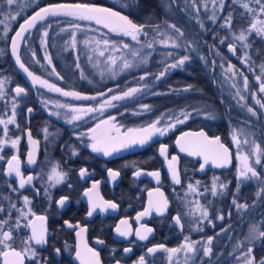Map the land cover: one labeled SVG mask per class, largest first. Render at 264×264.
Segmentation results:
<instances>
[{
	"label": "flooded vegetation",
	"instance_id": "1",
	"mask_svg": "<svg viewBox=\"0 0 264 264\" xmlns=\"http://www.w3.org/2000/svg\"><path fill=\"white\" fill-rule=\"evenodd\" d=\"M112 1L124 7H126L125 4L128 5L127 7L137 5L133 3V0ZM159 1L164 5L163 0H154V8H160ZM167 1L172 10L176 11L177 17L173 14L166 26L169 29V25H175L184 35L189 31L186 35H192L187 38L195 40V43L191 44L197 50H190L188 47L181 48L182 50L171 47L154 49V34L148 33L152 39L145 40L142 36L141 42L153 43L148 54L151 65L140 71L141 73L138 71L141 75L137 81L133 82L135 79H129L130 82L126 81L122 85L108 84L93 87L85 83L84 78H80L81 74L92 75V73L85 72V69L83 73L79 71L81 69L77 67L79 63L77 56H74L75 63L72 64L74 84L62 82V66L49 64L48 59H45L46 66H41L33 54L31 58L37 65L31 69L23 61L21 47L35 28L25 36L20 45V58L25 67L35 75L46 78L64 91H76L86 96L96 97L116 87L114 92L95 100H75L68 97L67 101H64L59 93L50 92L45 88H35L27 74L15 66L10 53V45L7 53L0 47V80H5L7 83L11 81L9 96L0 102V118L7 119L11 116L14 98L16 103V124L8 125L7 137L3 134V125H0V139L6 141L3 150L0 151V156L3 157L0 159V208L4 209L0 212V220L7 219L9 226L13 227L14 246L19 250L24 247L21 241L30 235L28 228L21 227L15 230V222L20 217L18 209L27 210L24 197H28L31 202L28 207L36 215L47 217V243L45 245L33 244L41 264H80V261L75 258L76 246L79 243L76 236L78 230L68 228L64 221L72 224L78 223L81 227L87 228V231L83 233L84 241L88 247L99 253L101 264H137L141 256L145 257L147 264H166L165 258L168 257L166 255L173 257L175 254L163 250L149 254L147 249L156 245L176 248L184 243L185 237L197 245L202 241L206 242L209 237L213 238L212 256L209 260L200 257L202 254L200 251L203 250L202 244L198 252L192 255L196 264H233L236 263L238 248L241 250L248 247L253 248L254 257L256 250L263 248L261 257H255L257 264L260 259L264 258V239L252 241L246 239L245 236H249L250 226L253 224L261 226V230H264V223H262L264 222V162L257 170L259 179H252L248 185L234 193L239 182L235 170L240 166V162L237 159L235 143L232 139L233 132L235 135H249L258 143L262 142L264 147V108L256 103L257 99L264 103V93L259 92V83L256 80L257 76H261L264 80V75H261V66L264 65V36L257 35L253 31L245 41L247 47L244 44H232L233 36H238L242 30L248 29L252 19L240 6L239 0L236 2L226 0L222 14L216 22L211 19L208 8L199 9L201 16L193 18L191 12H185L182 9V1ZM187 1L184 0V2ZM4 3V0H0V21H4V16L9 12L7 4L4 6ZM251 6L258 7L255 4ZM12 11H14V5ZM32 13L24 16L28 17ZM229 15L232 18L230 29L222 27L224 19ZM25 17L21 16L18 19L16 27V23L11 20L0 23V42L7 40L11 34L9 38L11 43ZM179 21L182 26L179 25ZM5 24L11 27L6 35ZM103 33L106 36L110 35L105 31ZM156 35L159 34L156 33ZM84 36L91 35H76L75 37L79 39ZM221 40H224V43H220ZM230 44L235 46V54L229 51ZM241 45L247 53H242ZM183 50L189 51L186 55L188 60L183 65L164 71V65L176 63L184 57L186 53L184 54ZM168 53H171V56ZM246 54L248 55L244 56ZM5 57L7 60H4ZM240 57L243 60H239ZM217 58L221 59L220 62L226 61L234 65L239 73H243L241 76L235 73V76L241 77L240 80H243L244 76L248 78V90L244 89L242 81L235 84L236 81L230 77L229 73L221 70ZM53 67L55 73H52ZM13 71L17 73L14 74ZM161 72H164L163 76H160ZM141 76H145V79H141ZM17 86L24 88L27 95L21 94L17 97L14 91ZM136 86L140 89L135 94L136 98L113 101L114 106L105 107L103 112L90 113L79 121L68 123L61 121L58 115L50 114L53 113L52 110L59 111L56 106L58 102L68 107L99 109L112 95H120ZM253 93H255V99ZM202 104L206 106L212 104L209 110L211 113L201 110L199 105L202 106ZM144 105H148V109H145ZM249 107L257 113L256 116L248 112ZM29 108L32 109L31 112H28ZM64 109L69 111L68 108ZM180 112L187 116L186 119L183 118V123L174 120L175 117L180 116ZM163 114L171 122L166 126L168 131L163 136L154 135L143 145L133 144L120 148L107 157L102 153L92 152L88 147L91 143L88 138L91 135V129L105 119L114 116L115 120L112 123L119 129V135L123 136L130 129L147 127ZM172 124H175V127H169ZM158 127L164 126L158 125ZM29 131L32 139L38 141L36 145L29 143ZM199 131L205 132L210 138L219 137L221 142L229 148L231 163L228 166L215 168L209 164L204 171H200L203 159L199 156H189L179 150L176 144L179 137L186 132ZM111 135L115 137L117 133L113 131ZM16 138L20 143L14 149L10 146V140ZM162 145L167 147L168 160H171L173 156L178 158L176 167L181 180L180 184L173 182L168 169V160L160 155ZM33 150L35 163L29 164L28 153ZM13 155L18 156L20 160V171L23 176L33 177L31 184L23 189L19 188V178L14 173L7 174V160ZM54 167L58 172L66 173L63 183L54 184L49 180ZM82 168L87 169V175L83 178L79 174ZM108 169L119 171L120 176L113 181L108 175ZM137 171L141 172L138 177L135 175ZM150 172L160 173L159 182L148 175ZM214 178L220 183H229L226 192L220 194L226 197L221 205L218 204V209L214 210V214L211 212L209 216L211 222L204 223L203 232L197 233L196 228L201 223L196 224L195 220L188 218L190 207L184 200L186 190L189 184L199 183L201 191L204 192L210 188ZM94 183H98L99 196L105 201L116 203L118 207L105 212L97 209L89 217L87 215L88 198L84 196V192L91 189ZM156 189H159L168 201L167 209L163 214H154L153 210L137 222V214L148 207V193L153 192V199H155ZM63 196L68 197V201L63 208H60L56 202ZM217 196L203 195L202 207L211 210L210 204ZM233 199L238 203L247 204L248 208L238 210L233 204ZM12 205L16 207L13 208ZM177 215L181 218L182 228L175 222L174 218ZM221 216L223 219L219 218ZM125 219L133 229V234L127 238L119 236L115 231L120 221ZM24 223L26 221L21 219V224ZM141 224L153 229L149 238L144 241L139 240L134 234ZM223 235L224 243L218 247ZM98 240L103 243H97ZM56 248L60 249L59 255L55 252ZM125 248H131V251L126 253ZM184 255L180 254L175 260ZM188 255L191 254L188 253ZM0 264H2V258H0ZM25 264H35V261L26 260Z\"/></svg>",
	"mask_w": 264,
	"mask_h": 264
},
{
	"label": "snow or ice",
	"instance_id": "2",
	"mask_svg": "<svg viewBox=\"0 0 264 264\" xmlns=\"http://www.w3.org/2000/svg\"><path fill=\"white\" fill-rule=\"evenodd\" d=\"M9 8V12L4 16V21H16L18 17L21 16V12L16 11L13 14L12 8L13 5H18V0H4ZM236 2V0H234ZM216 0H213V4L215 5ZM240 6L251 16L250 27L248 29L242 30L238 36H235V39L244 42L248 39V35H250L253 31L260 36H264V0H239ZM255 4L258 7H252L251 5ZM220 7L223 8V0H220ZM199 11V9H197ZM49 17H67L71 18L74 21H89L94 22L96 25H100L104 28H107L109 32L115 33L117 35L130 37L132 41H135L137 44L141 43V37H147L148 33L145 31V25L133 23L128 17L121 15L120 13L113 11L106 7H99L90 4L83 3H58L51 4L46 7L39 8L38 11H35L33 15L30 17L24 18V23L19 25V30L15 32V36L12 38V54L16 58V63L19 65L21 69L27 74V76L32 81L33 86L39 85L41 88H45L50 92L59 93L64 97H71L75 100H95V96H86L82 95L76 91H64L61 88L57 87L54 83H50L46 79H42L40 76L35 75L33 72L29 71L25 64L21 62L20 56L18 54V46L21 40L25 38V35L30 32L31 29L35 28L36 25L40 22L46 21ZM211 19L215 22L216 15L213 12ZM4 21H0L3 23ZM232 18L231 15L224 19V24L222 27H228L229 29L232 26ZM73 28L79 29L81 27L80 24H73ZM169 27L175 29L177 33L183 36V33L179 28H176L175 25H169ZM155 29L158 34L167 36L166 33L160 32V26L156 25ZM10 31V27L8 24L4 26L5 35ZM43 35L46 37L48 35L47 31L43 32ZM73 39V47H75V33L72 34ZM169 40H172L171 36H168L167 39L162 40L161 43L165 46H168ZM43 43V41H42ZM87 43V41L85 42ZM103 43L104 50L99 51L100 56L105 55V51L111 48L115 52H120L121 47L123 49H130V45L128 43H123L121 46H117L115 43H111L109 40H97L96 44L100 45ZM220 43H224V40H221ZM148 48L153 47V43H148L146 45ZM171 47H177L175 40H172ZM247 47V45H245ZM229 51L235 54L236 49L235 46L230 44L228 46ZM139 51H132L131 55L133 57L138 56ZM171 56V53H168ZM45 59H48L49 64H51V60L46 56ZM108 62L115 67L117 64V60L121 59L123 62L120 65L121 71L125 69H130L134 67L133 63L128 59L123 57L109 56ZM188 60L187 56L179 59L176 63L170 64L167 67L176 68L180 65H183L185 61ZM246 62V61H242ZM140 63H147V58L142 57ZM235 69L234 65L229 64L227 71L233 72ZM167 68L165 69V71ZM52 73H55V68H52ZM115 74V73H114ZM235 74V73H234ZM57 76L59 74H56ZM164 72L160 73V76H163ZM243 75V73H240ZM261 75H264V65L261 66ZM141 79H145V76H141ZM159 77H157L158 79ZM257 82L259 83V92L264 93V80L261 79V76L256 77ZM244 89L248 90L249 81L246 76L243 77ZM4 81L0 80V99L4 98L3 92ZM235 87V85H233ZM16 96L19 97L21 94L27 95V92L24 88L17 86L14 89ZM112 91V89H109ZM139 88H129L127 91H124L120 95H112L108 100L104 102L100 106L99 109L94 107H68L65 104H57L56 106L59 108H68V110L73 113L70 119L67 120L68 123H72L74 121L81 120L84 116L100 111L103 112L105 107H112L113 101H120L126 98H131L139 92ZM101 96L106 95V93H100ZM239 95V92H237ZM255 99V93L252 94ZM241 99L243 97L241 96ZM256 103L260 105L261 108H264V103H261L259 99L256 100ZM145 109H148V105L143 106ZM248 112L251 113L252 116H256L257 113L249 107ZM32 109L29 108L28 112H31ZM52 115H59L58 113H50ZM184 116V119L187 116L184 113H181ZM178 123H183L184 120L179 117L176 118ZM115 120V117H110L98 123L95 128L91 129V135L88 137L91 143L88 145L91 151L94 153H102L104 156H110L113 152L118 151L120 148H125L133 144H145L148 140H150L154 135L159 134L161 136L165 135L168 131V127H158L160 124V120L157 119L155 122L149 124L147 127L140 129H130L125 135H119V129L115 127L112 121ZM16 124V103L15 98L13 99V107L11 116L7 119L0 118V125H3V134L5 137L8 135V125ZM18 126V125H17ZM169 127H175V124L170 125ZM45 131H47L45 129ZM115 131L117 136H112L111 133ZM29 143L31 145H36L38 141H35L31 137V132L28 133ZM233 142L237 145L238 155L237 159L240 161V167L238 169V179H250L257 178L259 179V174L252 163H250V155H245L240 152L241 143L239 139L236 137L235 132H233L232 136ZM6 141L0 139V151L3 150V146ZM20 143L19 139H11L10 146L12 148H17ZM245 144L249 142L247 140L244 141ZM177 146L180 148L181 152L186 153L189 156H200L203 158V163L200 164V171H204L205 167L211 164L215 168H223L228 166L231 163V153L229 148L226 147L220 140L219 137L210 138L206 135L205 132H186L181 137L176 140ZM167 147L162 145L160 148V155L164 156L166 160H168L167 155ZM76 154L75 152L73 153ZM251 155H255V164H261V158L264 157V149L261 148V145L256 144L255 141L252 142L251 145ZM0 159H3L0 156ZM177 157L173 156L171 160H168V169L171 173L172 180L175 184H180V176L178 169L176 167ZM28 163H35L34 150L29 151L28 153ZM15 174L16 177L19 178V188L23 189L26 185L31 184L33 177L27 176L24 177L20 171V160L18 156L13 155L9 160H7V174L12 175ZM80 176L83 178L87 175V169L82 168L80 170ZM250 174V175H249ZM108 175L111 177L113 181L116 180L117 177L120 176L119 171H114L112 169H108ZM135 175L138 177L141 175L140 171H137ZM148 175L154 177L157 182H159L160 173L159 172H150ZM66 173L58 172L54 167L52 169V174L49 176V180L53 181L54 184L63 183L65 179ZM71 187V185H69ZM221 189L226 187V185L221 184ZM189 192H197V188L193 185H188ZM15 191V189H14ZM212 195H217L216 191V178L213 180V186L211 189ZM149 201L148 207L137 214L136 220L139 222L142 217L149 215L153 210L157 214H163L168 207V201L163 197V193L160 192L159 189H156L155 196L153 199L154 193L149 192ZM84 196L88 198V212L87 215L91 217L94 212L99 209L101 212H105L108 209L115 210L118 206L116 203L111 201H105L102 197L99 196L98 193V183H94L91 189H88L84 192ZM68 201V197H61L56 203L60 208H63ZM30 200L28 197H24V205L27 210L18 209L20 213V217L15 222V230H19L21 227L30 229V235L22 240L23 248L17 249L14 246V236H13V227L9 226V221L7 219L0 220V258H2V264H25L26 260L35 261V264H41L40 260L37 258L36 250L33 247L34 245H45L47 243V217L44 215H36L30 207ZM233 204L236 206L238 210H246L248 208L247 204L238 203L235 199H233ZM15 208V205H12ZM4 209L0 208V212H3ZM199 212L200 215L204 218H208V210L206 208H201L197 205L195 210ZM11 214L9 213V216ZM29 217H32L29 219ZM223 219V217H219ZM21 219L26 221V223L21 224ZM175 222L177 225H181V218L177 215L175 218ZM202 222V221H201ZM65 225L71 229H77L76 236L78 237L79 243L77 244V250L75 254V258L80 261V264H101L99 253L95 251L93 248L88 247L87 243L84 241L83 233L87 231L86 227H81L80 224H72L69 221H64ZM264 223V222H262ZM121 225L123 227H121ZM183 226L181 225V228ZM202 230V229H200ZM116 233L121 237H129L133 234V229L129 224L128 220H121L120 225H118L115 229ZM153 229L141 224L140 228L135 230V235L139 240H147L149 238V234H151ZM212 237L207 239V247H204L203 251L205 255H209L212 251ZM246 239L255 241L257 239H264V230H261V226L253 224L250 226L249 236ZM97 243H103V241H97ZM163 250L170 254H177L181 251L185 252V256L187 259L188 253H195L196 247L195 243L191 242L188 237H185L184 243L176 248H166L163 245H156L147 249L149 254H154L157 251ZM124 251L130 252L131 248H125ZM55 252L57 255L60 254V249L56 248ZM253 248L248 247L243 255V264H257L256 258L252 255ZM137 264H147L144 256H141L137 261ZM258 264H264V258L260 259Z\"/></svg>",
	"mask_w": 264,
	"mask_h": 264
},
{
	"label": "rangeland",
	"instance_id": "3",
	"mask_svg": "<svg viewBox=\"0 0 264 264\" xmlns=\"http://www.w3.org/2000/svg\"><path fill=\"white\" fill-rule=\"evenodd\" d=\"M39 0H18V5H14V11H13V14H15L16 11H19L21 12V16L22 17H25L26 16V12L31 9L32 7H34L36 5V3L38 2ZM111 1L112 3H114L112 0H109ZM148 0H146L147 2ZM182 1V9L185 11V12H191L192 13V17L193 18H198L199 16H201V12L200 10L203 9L205 10L206 8L210 9L208 10L209 13L211 14L210 16H212L213 12H215V15H216V20L215 22L219 19V17L221 16L222 14V11L223 9L220 7V0H216V3L215 5L213 4V0H200V1H192L191 0H188L187 2H184V0H180ZM226 0H223V5L225 3ZM164 2V5L163 3H160V7H165L167 9V12L168 13H171L172 16H173V10H172V7L169 6V2L167 0H163ZM133 3L137 4V6L139 7L140 5L144 7L145 4L144 1L142 0H133ZM4 6H6V3L3 4ZM125 6L127 7L128 5L125 4ZM197 9H200L199 11H197ZM25 15V16H24ZM185 15H187L185 13ZM20 16V17H21ZM188 16V15H187ZM210 16H209V19H210ZM18 17L16 21H14L15 23H17L18 19L20 18ZM13 22V21H11ZM214 22V21H213ZM178 23H180L179 25L182 26L181 24V21H179ZM202 25V24H201ZM11 28V27H10ZM184 28V27H183ZM185 29V28H184ZM75 31V34H78V33H81V32H86L87 35H91V36H88V37H83V41H82V44H81V49H82V55L81 57H79V63L77 64V67L81 73H83V70L85 72H91L92 75H85V74H81L80 78H84V81L85 83L89 84L90 86H93V87H98V86H103V85H114V84H117V82H119L121 79H125L124 82H130L129 81V77L131 73H136V72H140L142 71L143 69L147 68L149 65H151V62L149 60V50L150 48H148L146 45L150 42H141L139 44H137L135 41H132L130 37H125V36H121V35H117L115 33H110V35L106 36V35H103V31L101 30H98L92 26L90 27H80L79 29H74ZM161 33H166L167 36L165 35H156L157 31L156 29H154V49H157V48H169L171 47V43H172V40H175L176 44H177V47H171V48H174L176 50H182L181 48H187L190 49V50H197V48L194 47V45H192L191 43H195V40L193 39H190V38H187V36H191L192 34H188L186 35V33H189L186 32L185 35L183 34V36H181L179 33H177L175 31V29L173 28H169L168 29V26L165 25L164 28H162V30H160ZM191 33V32H190ZM175 34V35H174ZM168 36H171L172 37V40H169L168 42V46H165L164 44L161 43L162 40H165L167 39ZM185 36V38H183ZM143 39L145 40H149V39H152V37L150 35H147V37H142ZM233 40H232V44L234 45H237V44H244L246 45V42H241L237 39H235V36H233ZM97 40H100V41H103V40H109L111 43H115L117 46H121L123 43H128L130 45V49H123L121 47V51L120 52H115L113 51L111 48H109L108 50L105 51V55L104 56H100L99 55V51L101 50H104V45L103 43H101L100 45H97L96 44V41ZM87 41V43H85ZM197 42V41H196ZM75 46H78V42L77 40L75 41ZM241 49H242V53H247L244 49V47L241 45ZM132 51H139V55L138 56H135L133 57L131 55V52ZM184 52V56L188 55L189 54V51L188 50H183ZM248 54L244 55V56H247ZM109 56H116V57H123V58H126L128 59L130 62L133 63L134 67L130 68V69H125L123 71H121L120 69V65L122 64V60L121 59H118L117 60V64L115 67H113L109 62H108V57ZM243 56V58H244ZM142 57H146L147 58V63H140V60ZM242 57L239 58V60H243ZM245 60V58H244ZM217 61H221L220 58H217ZM30 65L32 64L30 61H29ZM170 65V64H169ZM220 67H221V70L225 73H229L230 77H232V79L236 83H239L240 81H242V85H243V80H240L241 77H239L238 75L235 76L234 73H239V71L235 68L233 70V72H228L227 69H228V66H229V63L226 62V61H222L219 63ZM61 72L63 73V78H62V82H68L70 84H74V68L73 66L70 64L69 61H63L61 62ZM168 65H164L163 67V70L165 71V69L167 68L168 70H170V67H167ZM167 71V70H166ZM115 73V74H114ZM48 75H52V76H55L53 74H48ZM40 76V75H38ZM241 76V75H240ZM41 77V76H40ZM42 79H46L44 77H41ZM47 80V79H46ZM4 81V85H3V92H4V98L3 99H0V102H2L3 100H5L9 95H8V91H9V87H10V84H11V81H9V83H7L5 80H2ZM134 81H137V79L133 80ZM32 82V81H31ZM131 81V85L133 83ZM139 84V83H137ZM135 84V85H137ZM130 85V84H129ZM134 85V86H135ZM35 88H41L39 85H36L34 86ZM127 87V86H126ZM138 86H136L137 88ZM61 96V95H59ZM62 97V100L64 101H67L68 97H64V96H61ZM137 96L134 94V96L132 98H136ZM57 104H60V102H58ZM62 104V103H61ZM211 105H208L206 106L205 104H202L199 105L200 109L208 112V113H211L209 112V110H211ZM141 107L139 106V109ZM58 110L57 112H54L52 110L53 113H58L61 121H64V122H67L68 119H70L71 115H73V113H71L70 111H65L64 108H59L58 107ZM182 112H180V116H178L179 118L183 119L184 117H182L181 115ZM166 114V113H164ZM161 115L160 117H158V119L160 120V126H164L166 127L168 125V123L170 124L171 122L167 119V117L165 115ZM165 116V117H164ZM177 117H175L174 120H177L176 119ZM245 134H248V132H244ZM250 133V132H249ZM241 135V134H240ZM240 135H237L236 134V137L239 139L240 143H241V146H240V152L245 154V155H250V163L253 164V166L255 167L256 170H258L260 167H261V164H255L254 161H255V155H251L250 152H251V145H252V142L255 141L256 144H259L261 145V148L264 149V147L262 146V142H259L256 140V139H253L252 137H250L249 135L247 136H240ZM247 140L249 143L248 144H245L244 141ZM235 150H236V153L238 155V150H237V145L235 144ZM239 161V160H238ZM240 162V161H239ZM264 162V157L261 158V163ZM240 166H238L237 168L239 169ZM238 169L235 170V173L238 177ZM250 175V174H249ZM252 179H257V178H250V179H243V178H240L239 179V182H238V187H236L234 189V193H237V191H239L241 189V187L245 186V185H248L250 183V181ZM223 184V185H226V187H224L223 189H221L220 185ZM193 185L194 187L197 188V192H189L188 190V187H187V192H186V196H185V202L187 204L188 207H190V211L188 212L189 216L188 218L189 219H192V220H195L196 224L198 222H200L201 224L196 228V231L197 233L199 232H203L202 230L204 229L203 227H205L204 223L205 222H211L209 219L210 215H211V212L214 214V210L217 208L218 209V204L221 205V203L224 201L225 199V195H220L222 194L223 192H226L227 188L229 187V183L227 182H223V183H220L218 181H216V191H217V197H215V201L211 202L210 204V207H211V210L206 208L208 210V218L207 219H204L199 212H196V208H197V205H199L201 208H205V207H202V201H201V198L202 196L204 195H211L212 192H211V189H212V186H213V182L211 183L210 185V188L207 189L206 191L202 192L201 191V185L199 183H195V184H191ZM202 221V222H201ZM195 224V226H196ZM203 228V229H202ZM202 229V230H200ZM246 237H248L247 235H245ZM224 235L221 237L222 239L220 240V242L218 243V247L221 246L224 242ZM203 244L202 246V249H204V247H207V241L206 242H201L200 244H195V247H196V252H198L199 248L201 247V245ZM250 244V243H249ZM211 253L209 255H205L204 254V251L201 250L200 252L202 253L201 254V258L203 259H206V260H209V258L212 256L213 254V246L211 244ZM246 249H241L238 248L237 250V254H236V257H235V262L236 263H233V264H243V255H244V251ZM195 252V253H196ZM185 252L181 251L180 253H177L175 254V256H169V255H166L168 257L165 258V262L166 264H196L194 262V259L192 258L193 256L192 255H195V253H189L191 255H188L187 254V259H186V256L184 255ZM184 255V256H180L177 260H175L177 258V256L179 255Z\"/></svg>",
	"mask_w": 264,
	"mask_h": 264
},
{
	"label": "trees",
	"instance_id": "4",
	"mask_svg": "<svg viewBox=\"0 0 264 264\" xmlns=\"http://www.w3.org/2000/svg\"><path fill=\"white\" fill-rule=\"evenodd\" d=\"M142 1H144V7L141 5L139 7L137 5L135 7H124L121 4L112 3L107 0H39L34 7H32L26 12V15L27 13H32L36 9H39L42 6L51 3H85L92 5H101L115 9L116 11L130 17L134 23L138 25H145V31L147 33L154 34V29L156 25H159L160 30H162V28H164L167 24L168 20L173 17L171 16V13H168L167 9L164 6L160 7L159 9L154 8V0H148L147 2L146 0ZM173 13L175 17H177L176 11L174 9ZM77 23L80 24L81 27H90V25L85 21H74L71 20V18L67 17L53 18L38 25L30 33L28 38H26L25 41L22 43L21 56L23 58L24 63L31 67V69L34 68V65H37L31 58V54L37 57V61L40 62L41 66H46L44 56H47L51 60V64L54 66H61V62L63 61H69L71 65L75 63L74 56L81 57L82 55V49L80 47L83 41V37L75 39V41L77 40L78 42V46L73 47L72 34L75 33V28H73L72 25ZM17 24L18 23L15 24V27L17 26ZM44 31L48 32V35L46 37L43 35ZM86 34L87 33L84 31L75 34V36H82ZM10 35L7 40L4 39V41L0 42L1 49L4 50L6 53L9 52ZM4 60H7V58L5 57ZM29 61L32 63L31 65ZM16 73L17 72L15 71L14 74ZM140 73L133 72L130 74V76L127 75V77H129L130 80L137 79L141 75ZM124 80L125 79H121L119 82H117V84L122 85L124 83ZM262 253L263 248L256 250L255 257H261Z\"/></svg>",
	"mask_w": 264,
	"mask_h": 264
},
{
	"label": "water",
	"instance_id": "5",
	"mask_svg": "<svg viewBox=\"0 0 264 264\" xmlns=\"http://www.w3.org/2000/svg\"><path fill=\"white\" fill-rule=\"evenodd\" d=\"M72 3H75V2H72ZM54 4H58V3H54ZM83 4H85V3H83ZM49 5H51V4H49ZM91 5V4H90ZM46 6H48V5H46ZM46 6H44V7H46ZM99 7H105V6H99ZM106 8H109V7H106ZM109 9H111V10H113L112 8H109ZM39 10V9H38ZM38 10H36V11H38ZM113 11H115V10H113ZM116 12H118V11H116ZM119 13V12H118ZM34 13H32L31 15H33ZM121 14V13H120ZM30 15V16H31ZM121 15H123V14H121ZM29 16V17H30ZM125 16V15H124ZM52 18H57V17H49L47 20H49V19H52ZM46 20V21H47ZM43 22H45V21H43ZM43 22H40V23H38L36 26H38L39 24H41V23H43ZM85 22H87L88 24H90V25H92V26H94V27H96V28H98V29H101V30H103V31H106V32H109V30L107 29V28H104V27H102V26H100V25H96L94 22H89V21H85ZM22 23H24V21L22 22ZM21 23V24H22ZM34 29V28H33ZM33 29H31V30H33ZM19 30V28L17 29V31ZM30 30V31H31ZM28 34V33H27ZM26 34V35H27ZM25 35V36H26ZM14 36H15V34H14ZM13 36V37H14ZM22 41L23 40H21L20 41V43H19V46H18V54H19V56H20V45H21V43H22ZM10 53H11V57H12V59H13V62H14V64H15V66L20 70V71H22V72H24L23 71V69H21L20 67H19V65L16 63V58L13 56V54H12V40H11V43H10ZM21 59V58H20ZM22 62V61H21ZM112 89V91H106L105 93H106V95L108 94V93H112V92H114L115 90H116V87H113V88H111ZM103 96H105V95H103ZM98 97H101V95H98V96H96V98H98ZM179 148V147H178ZM179 150H180V148H179ZM184 153V152H183ZM184 154H186V153H184ZM196 157H198V156H196ZM200 157V156H199ZM202 158V157H201ZM203 159V158H202ZM211 165V164H210ZM154 214H157L155 211H154Z\"/></svg>",
	"mask_w": 264,
	"mask_h": 264
}]
</instances>
